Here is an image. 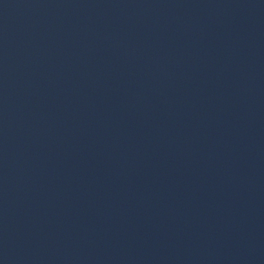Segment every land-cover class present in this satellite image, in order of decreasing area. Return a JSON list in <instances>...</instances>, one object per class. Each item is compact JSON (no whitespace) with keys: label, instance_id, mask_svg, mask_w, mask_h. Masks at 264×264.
<instances>
[{"label":"water","instance_id":"95a60500","mask_svg":"<svg viewBox=\"0 0 264 264\" xmlns=\"http://www.w3.org/2000/svg\"><path fill=\"white\" fill-rule=\"evenodd\" d=\"M0 264H264V0H0Z\"/></svg>","mask_w":264,"mask_h":264}]
</instances>
